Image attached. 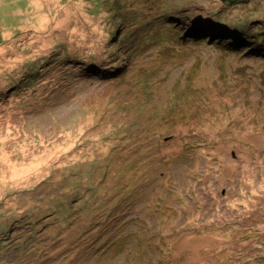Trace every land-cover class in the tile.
Instances as JSON below:
<instances>
[{
  "label": "rangeland",
  "instance_id": "374dc122",
  "mask_svg": "<svg viewBox=\"0 0 264 264\" xmlns=\"http://www.w3.org/2000/svg\"><path fill=\"white\" fill-rule=\"evenodd\" d=\"M219 4L0 0V264H264V33Z\"/></svg>",
  "mask_w": 264,
  "mask_h": 264
},
{
  "label": "trees",
  "instance_id": "16d2710c",
  "mask_svg": "<svg viewBox=\"0 0 264 264\" xmlns=\"http://www.w3.org/2000/svg\"><path fill=\"white\" fill-rule=\"evenodd\" d=\"M190 1H193V0H190ZM245 1H247V4H246L247 7H245V3H244ZM222 3H223V5H221V4L218 5L219 6L218 9L211 10V11H205L204 13L199 14L197 17L199 18V21L201 23L194 22L193 23L194 29L200 33H202L203 30H205L207 28L214 30V31L219 30L220 33L218 34V36H219L218 39L227 41L233 47L241 48V47H248V45H253V44L247 45V43H246L249 39L248 38L249 27H250L251 23L255 22L257 24L258 28L260 30H262L264 33V9L258 8V4H257L256 0H235V1L222 0ZM235 6H244L245 7L244 11L246 13L254 15V16L249 17L248 14L241 16V14H240V16L243 18L233 19L231 16V14H233V12H231L232 10L230 11L229 9H231ZM117 13H118V17L121 16V14L119 12H117ZM233 15H235V14H233ZM235 16L239 17L237 15H235ZM179 21H181V22L179 23ZM176 24L178 25L177 26V32L180 35H182L181 34V28L182 27H183V31H185V32H186V29L189 28L188 26H186L185 22L182 19H180L179 17L177 18V22L174 23L173 25L176 26ZM211 34L212 33H210L208 35L209 38L211 37ZM214 34H217V32H214ZM188 36H191V35H188ZM179 37L182 38V36H179ZM182 42H184V40ZM242 42H244L246 44L240 45V43H242ZM263 49H264V46H263ZM98 75H101V74H98ZM117 215H120V212H117L116 216ZM95 218L96 219H95L94 223L87 225L86 220L83 223V226H82L83 231H85L86 227H87V231H88L86 233L87 239L84 238L85 235H82L83 232L80 234V237H79L80 242H82L80 247H82L83 251L86 249L87 246H90L87 248V250H88L93 245H95V238L97 236H99L98 232L102 228L103 219H101L99 216H95ZM116 224H117V228H119L120 227L119 220H116ZM110 231H109L110 233L108 234L109 237L113 238V241L116 242L117 237H118L115 234L116 230L115 231L110 230ZM99 239H102V236H99ZM111 240L112 239H106L105 242H110ZM130 246H132V245H130ZM4 247H5V244L2 247V249L0 248V253L2 255L3 254L5 255L6 252L15 248V252H13V257L12 256H11L12 258L8 257L10 259V262L13 261L14 256H20V251L16 249V247H18V246H15L12 248L11 247L6 248L5 250H3ZM99 248L100 247L98 246L96 248V250ZM67 249L68 248H65L63 251H66ZM94 250H95V248H94ZM56 257L57 256H55V258ZM0 262L6 263V261H2V260H0Z\"/></svg>",
  "mask_w": 264,
  "mask_h": 264
},
{
  "label": "bare ground",
  "instance_id": "6f19581e",
  "mask_svg": "<svg viewBox=\"0 0 264 264\" xmlns=\"http://www.w3.org/2000/svg\"><path fill=\"white\" fill-rule=\"evenodd\" d=\"M168 23H171V21H168ZM57 57L59 58V57H60V55H59V54H57Z\"/></svg>",
  "mask_w": 264,
  "mask_h": 264
}]
</instances>
